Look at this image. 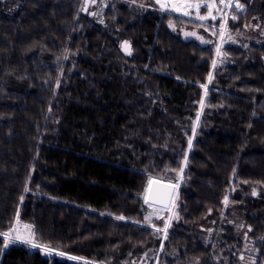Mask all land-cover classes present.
<instances>
[{
  "label": "trees",
  "instance_id": "trees-1",
  "mask_svg": "<svg viewBox=\"0 0 264 264\" xmlns=\"http://www.w3.org/2000/svg\"><path fill=\"white\" fill-rule=\"evenodd\" d=\"M142 1V13L105 1L101 23L84 0H0V232L19 213L54 250L0 237V264H238L234 208L264 264V43L220 58L167 24L202 23ZM240 2L225 25L251 17ZM152 178L176 185L154 225Z\"/></svg>",
  "mask_w": 264,
  "mask_h": 264
},
{
  "label": "rangeland",
  "instance_id": "rangeland-1",
  "mask_svg": "<svg viewBox=\"0 0 264 264\" xmlns=\"http://www.w3.org/2000/svg\"><path fill=\"white\" fill-rule=\"evenodd\" d=\"M108 3H117L119 5H128L130 9L133 12L136 13H142L147 10V3L142 0H105ZM103 0H95V3L92 2V0H84L83 2V12L90 15L94 19L98 21H105V12L107 10V7H105V4ZM155 1V0H154ZM249 2L253 7V12L251 17L248 19L247 22H245L240 28L236 27L233 28L230 24L225 25L224 21L226 16H230L231 18L233 16L237 17V14L243 12L246 7H244V10H236L235 9V3L237 0H224V3H221V0H194V2L198 3H204L207 2L209 4H212L214 7L211 9L212 15L216 16V19L213 20L211 17L208 19L201 21L196 13L195 9H189L191 12L190 16H184L181 12H177L175 10H169V12L182 16L188 19L195 20L199 23H202V26L199 27H191V26H185V25H178L174 23L172 20L168 19V27L177 35H179L183 39H189V40H195L200 44L206 45V44H214L216 49L219 47L218 56L221 58L224 56V50L223 47L225 45H240L242 47H245L246 45L250 43H264V18L260 15L258 11V5L255 3L254 0H246ZM166 5L171 9V6L173 3H175L177 6L180 5V0H164ZM245 6V3L240 2ZM159 5V4H158ZM225 5H228V7H225ZM160 6V5H159ZM219 8L220 11L217 12L216 9ZM209 12L208 8L201 7L199 9V15L207 16ZM236 20V19H235ZM216 21H218V24H216ZM171 22V27H170ZM223 25V27H222ZM211 26V29L209 28ZM195 32V36H185V33ZM223 33V35H221ZM203 39H200V38ZM231 37V39H229ZM204 41H210V43H205ZM148 213L146 217L149 219L146 220L148 224L154 225L152 222L153 220H158L157 216L164 217L168 216L170 214V208L164 209L161 207H157L152 205L151 207L148 206ZM228 218L229 223L233 224L236 228L237 236L240 238V260L238 261V264H252L253 262V253L250 249L251 246L248 245L247 241H250L249 239V227L246 221L243 217V210L242 209H229L228 210ZM20 224V223H19ZM21 229V234L24 233L23 225H18ZM203 230L209 229V226L205 225L202 227ZM247 234V235H246ZM159 248V246H158ZM243 257V259H241ZM177 264V263H176ZM183 264H199L197 260L188 261Z\"/></svg>",
  "mask_w": 264,
  "mask_h": 264
},
{
  "label": "snow or ice",
  "instance_id": "snow-or-ice-1",
  "mask_svg": "<svg viewBox=\"0 0 264 264\" xmlns=\"http://www.w3.org/2000/svg\"><path fill=\"white\" fill-rule=\"evenodd\" d=\"M93 3H95V0H92ZM155 2L157 4L160 5V8L161 10L163 11H169V10H175L177 12H181L182 15L184 16H190L191 15V12L189 11V9H195L196 10V13H197V16L198 18L201 20V21H204L206 19H208L209 17H211V19L215 20L216 19V16H213L212 15V11L211 9H213V5L212 4H209L207 2H204V3H198V2H194V0H180V5L181 6H177L175 3L172 4L171 6V9L166 5V3L164 2V0H155ZM221 3L223 4L224 3V0H221ZM205 7V8H208L209 9V12H208V15L207 16H203V15H199V9L201 7ZM225 7H228V5H225ZM244 5L239 3L238 0L237 2L235 3V9L236 10H244ZM217 12L220 11L219 8L216 9ZM233 20L236 19L235 16L232 17ZM101 23H103V21H101ZM171 22H170V27H171ZM223 27V25H222ZM196 33L195 32H190V33H185V36H195ZM221 35H223V33H221ZM200 39H203L202 37ZM229 39H231V37H229ZM205 43H210V41H204ZM125 45H127V41L124 42ZM217 51H219V47L217 48ZM213 63L215 64V61H213ZM201 87H206V86H201ZM199 116L200 114L197 113V119H199ZM193 133H195L196 129L195 127L192 129ZM188 148L191 149L192 148V138L190 137L188 139ZM187 161V155H185V162ZM180 172L182 173L183 172V168L180 169ZM153 183L152 180L149 181V184L151 185ZM166 187L170 188L172 191L175 190L176 188V185H167ZM25 192H28L29 189L27 187H25L24 189ZM152 192V189L149 187V188H146L145 189V195H144V203L147 204L149 207H151L153 205V203H160L161 207L163 208L164 207V204H163V198H161L159 201L155 200L154 198H150V194ZM253 195H256V191L253 190ZM21 201H23V196L20 197ZM227 197H225V203H227ZM169 202L171 203V198L169 200ZM160 217L157 216V219H159ZM116 219H124V217L122 216H118L116 217ZM146 220L149 219L148 217L145 218ZM19 225V213H17V217H16V223L9 228L8 231H5V232H0V237L3 238V246L4 248H8L10 244H15V243H21V244H25V245H28L30 246L31 248H34V249H40L42 250L45 254L47 255H51L53 253V249L48 247V246H45V245H41V244H38L35 242V232H34V229H33V226L32 225H29V224H24L23 225V230H24V233L26 234H21V229L20 227L18 226ZM155 227V226H153ZM169 227V223L167 221H165L164 223V228L163 229H159L157 228L156 231L159 232V231H165L168 229ZM249 231H251V228L249 227ZM247 235V234H246ZM59 255L61 256H64L65 254L64 253H59ZM70 259H73V260H81L83 258H80V257H70ZM241 259H243V257H241ZM85 264H91V262H85ZM253 264H255V261H253Z\"/></svg>",
  "mask_w": 264,
  "mask_h": 264
},
{
  "label": "water",
  "instance_id": "water-1",
  "mask_svg": "<svg viewBox=\"0 0 264 264\" xmlns=\"http://www.w3.org/2000/svg\"><path fill=\"white\" fill-rule=\"evenodd\" d=\"M130 52V48L129 45H127V50H126V55H128V53ZM153 181V183L150 185L148 182L147 188H151L152 192L150 194V198H154L155 200L159 201L161 198H163V204H164V209H168L171 205V203L169 202L170 198L171 201L173 199V195H174V191H172L170 188L166 187L167 185H175L172 182L169 181H164V180H160L157 178H152L151 179ZM154 206L157 207H161L160 203L156 202L153 203ZM162 208V207H161Z\"/></svg>",
  "mask_w": 264,
  "mask_h": 264
},
{
  "label": "flooded vegetation",
  "instance_id": "flooded-vegetation-1",
  "mask_svg": "<svg viewBox=\"0 0 264 264\" xmlns=\"http://www.w3.org/2000/svg\"><path fill=\"white\" fill-rule=\"evenodd\" d=\"M137 262H140L142 264H149L148 260H142V259H138ZM156 264V263H155Z\"/></svg>",
  "mask_w": 264,
  "mask_h": 264
}]
</instances>
